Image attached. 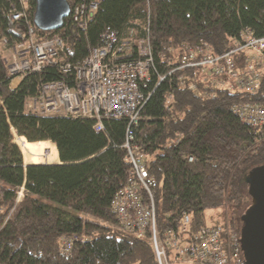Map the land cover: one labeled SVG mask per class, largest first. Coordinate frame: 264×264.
<instances>
[{
	"label": "trees",
	"instance_id": "obj_1",
	"mask_svg": "<svg viewBox=\"0 0 264 264\" xmlns=\"http://www.w3.org/2000/svg\"><path fill=\"white\" fill-rule=\"evenodd\" d=\"M81 1L92 2L69 0L70 7ZM94 1L97 9L85 28L70 14L60 29L43 31L34 25L35 0L27 21L11 17L20 0H0L1 36L13 46L28 42L30 28L38 42L56 35L70 62L89 55L106 27L121 36L138 29L133 37H149L154 62L142 87L149 97L131 132L158 182L157 230L176 228L184 212L195 230L208 224L207 210L223 208L222 224L240 235V215L251 202L247 174L264 164V128L249 126L233 106L264 105V71L255 91L216 88L211 96L202 76L176 67L182 45L223 53L246 28L264 37V0ZM247 57L238 52V66L245 67ZM62 76L50 65L13 84L17 76L9 75L0 52V264H157L149 237L123 230L111 207L130 167L122 147L128 119L104 118V130L97 132L92 118L38 116L24 108L41 80ZM190 82L197 88L190 90ZM12 130L19 135L15 142ZM56 149L61 163H37L51 161ZM21 186L24 198L16 202ZM65 239L71 241L67 254L61 251Z\"/></svg>",
	"mask_w": 264,
	"mask_h": 264
},
{
	"label": "built area",
	"instance_id": "obj_2",
	"mask_svg": "<svg viewBox=\"0 0 264 264\" xmlns=\"http://www.w3.org/2000/svg\"><path fill=\"white\" fill-rule=\"evenodd\" d=\"M29 4L30 0H20V8L12 6V19L27 21ZM96 9V1L88 4L81 1L70 14L80 28H85ZM29 31L28 42L13 46L0 33V52L9 75L22 78L54 65L63 76L41 80L37 92L25 101L27 112L38 116L92 118L97 132L104 130V118L128 119L127 139L122 147L126 149L130 167L126 182L111 200L121 228L138 238L148 236L157 264H246L240 235L223 224L212 222L192 230L190 214L184 212L176 228H168L162 233L157 230L155 189L158 182L150 174L148 158L133 142L131 132L132 127L138 126L141 107L149 97L142 89L154 61L149 37H133L138 29H131L126 36H121L116 29L106 27L89 55L81 61L70 62L64 56L61 37L54 35L38 42L33 28ZM141 31H148L147 27ZM233 44L223 53H213L208 45H182L181 63L176 68H187L193 70L195 76H202L210 87L207 92L211 96L215 95L216 88L255 91L264 71V37H255L246 28ZM238 52L248 54L243 68L238 66L235 58ZM256 65H261L258 70ZM181 79L184 80V75ZM188 88L194 90L197 85L190 82ZM233 110L249 126L260 131L264 128L263 104L234 105ZM15 193L16 202H19L24 198L25 189L21 186ZM70 244L69 239L63 241V254L70 251Z\"/></svg>",
	"mask_w": 264,
	"mask_h": 264
},
{
	"label": "water",
	"instance_id": "obj_3",
	"mask_svg": "<svg viewBox=\"0 0 264 264\" xmlns=\"http://www.w3.org/2000/svg\"><path fill=\"white\" fill-rule=\"evenodd\" d=\"M34 25L49 31L60 29L71 13L69 0H35ZM247 193L251 202L240 215L241 250L246 264H264V164L247 174Z\"/></svg>",
	"mask_w": 264,
	"mask_h": 264
},
{
	"label": "rangeland",
	"instance_id": "obj_4",
	"mask_svg": "<svg viewBox=\"0 0 264 264\" xmlns=\"http://www.w3.org/2000/svg\"><path fill=\"white\" fill-rule=\"evenodd\" d=\"M20 79H21V77L18 76L15 79H13L12 83L17 84ZM12 131H14V130H12ZM18 136L19 135L16 133V131H14V142ZM45 162H46V160L44 159V160H39L37 163H43L44 164ZM24 163L29 164L32 162L24 160ZM205 220L207 221L208 224H211L212 222H218L220 224L224 223L225 222V220H224V209L223 208H214V209L211 208V210H207L205 212Z\"/></svg>",
	"mask_w": 264,
	"mask_h": 264
},
{
	"label": "crops",
	"instance_id": "obj_5",
	"mask_svg": "<svg viewBox=\"0 0 264 264\" xmlns=\"http://www.w3.org/2000/svg\"><path fill=\"white\" fill-rule=\"evenodd\" d=\"M48 142H50V141H48ZM56 151H57V149H56ZM45 163H53V164L61 163V161L59 160L58 151L55 153V156L53 157V159L51 161H46Z\"/></svg>",
	"mask_w": 264,
	"mask_h": 264
},
{
	"label": "bare ground",
	"instance_id": "obj_6",
	"mask_svg": "<svg viewBox=\"0 0 264 264\" xmlns=\"http://www.w3.org/2000/svg\"><path fill=\"white\" fill-rule=\"evenodd\" d=\"M152 58H153V53H152ZM154 59V58H153ZM154 62V61H153Z\"/></svg>",
	"mask_w": 264,
	"mask_h": 264
}]
</instances>
